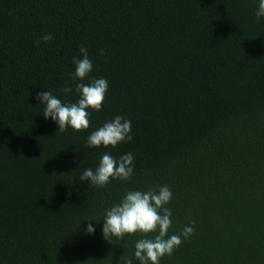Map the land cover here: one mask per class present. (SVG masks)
Masks as SVG:
<instances>
[{"label":"trees","instance_id":"16d2710c","mask_svg":"<svg viewBox=\"0 0 264 264\" xmlns=\"http://www.w3.org/2000/svg\"><path fill=\"white\" fill-rule=\"evenodd\" d=\"M255 11L256 0H0V264H126L138 234L108 243L100 224L93 236L85 224L102 222L126 191L163 185L169 235L194 231L160 264H264V19ZM80 47L93 62L88 79L109 87L87 131L61 132L36 95L75 103ZM117 115L131 120V142L88 147ZM106 151L133 154L131 179L81 181Z\"/></svg>","mask_w":264,"mask_h":264},{"label":"clouds","instance_id":"9594fccd","mask_svg":"<svg viewBox=\"0 0 264 264\" xmlns=\"http://www.w3.org/2000/svg\"><path fill=\"white\" fill-rule=\"evenodd\" d=\"M256 20L264 19V0H256ZM47 43L51 34L41 37ZM72 73L75 103H65L51 91L37 93L38 105L43 106L42 116L51 120L61 132L71 129L74 132L87 131L90 126L91 112L102 109L108 81L105 78L88 79L93 70L92 59L85 47H80L79 56L73 57ZM87 81V82H86ZM65 94L73 92L71 86L63 89ZM132 122L122 116H114L110 121L92 131L87 138L90 148H116L121 143L131 142ZM134 156L132 153L120 155L118 158L104 152L95 169L84 168L81 181H88L95 187H103L110 180L129 181L134 173ZM82 161L80 162V165ZM78 165V167H80ZM77 167V168H78ZM172 200V191L167 185L158 189H132L105 210L102 222L91 220L86 223L83 234L93 236L96 226H101V236L109 243L112 239L123 240L125 236L139 235L134 245V253L126 264H160L161 259L173 253L183 239L189 238L194 231L193 225L185 226L181 233L169 235L172 226V211L167 205Z\"/></svg>","mask_w":264,"mask_h":264}]
</instances>
